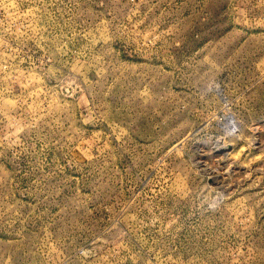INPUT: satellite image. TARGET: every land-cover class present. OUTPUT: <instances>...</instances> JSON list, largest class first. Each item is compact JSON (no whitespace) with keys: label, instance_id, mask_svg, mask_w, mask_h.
Returning <instances> with one entry per match:
<instances>
[{"label":"rangeland","instance_id":"1","mask_svg":"<svg viewBox=\"0 0 264 264\" xmlns=\"http://www.w3.org/2000/svg\"><path fill=\"white\" fill-rule=\"evenodd\" d=\"M0 264H264V0H0Z\"/></svg>","mask_w":264,"mask_h":264}]
</instances>
